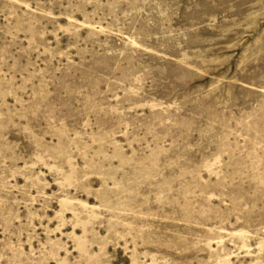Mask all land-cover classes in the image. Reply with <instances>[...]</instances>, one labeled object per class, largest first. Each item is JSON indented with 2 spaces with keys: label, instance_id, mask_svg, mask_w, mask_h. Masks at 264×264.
Masks as SVG:
<instances>
[{
  "label": "rangeland",
  "instance_id": "374dc122",
  "mask_svg": "<svg viewBox=\"0 0 264 264\" xmlns=\"http://www.w3.org/2000/svg\"><path fill=\"white\" fill-rule=\"evenodd\" d=\"M0 264H264V0H0Z\"/></svg>",
  "mask_w": 264,
  "mask_h": 264
}]
</instances>
